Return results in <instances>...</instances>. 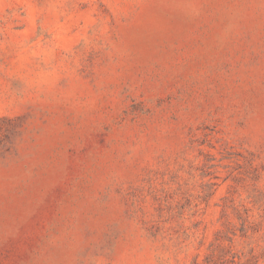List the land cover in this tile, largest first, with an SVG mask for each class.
I'll use <instances>...</instances> for the list:
<instances>
[{
	"label": "rangeland",
	"instance_id": "rangeland-1",
	"mask_svg": "<svg viewBox=\"0 0 264 264\" xmlns=\"http://www.w3.org/2000/svg\"><path fill=\"white\" fill-rule=\"evenodd\" d=\"M0 264H264V0H0Z\"/></svg>",
	"mask_w": 264,
	"mask_h": 264
}]
</instances>
